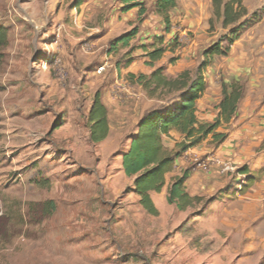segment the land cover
Wrapping results in <instances>:
<instances>
[{"label": "rangeland", "instance_id": "1", "mask_svg": "<svg viewBox=\"0 0 264 264\" xmlns=\"http://www.w3.org/2000/svg\"><path fill=\"white\" fill-rule=\"evenodd\" d=\"M79 1L0 0L8 32L0 50V264H29L43 251L52 255L46 264L60 262L58 253L64 264H264V0H242L248 15L228 28L213 0H178L167 34L157 0H141L142 22L138 10L122 11V0ZM134 28L130 45L115 49ZM158 34L163 43L151 47ZM160 47L164 56L150 66L148 53ZM145 62L171 79L208 62L217 108L223 85L243 88L236 115L217 129L225 141L210 136L182 154L162 192L151 193L158 216L122 171L139 120L178 96L151 97L129 78L126 68ZM98 91L110 135L92 143ZM186 171L185 188L198 200L180 210L168 191Z\"/></svg>", "mask_w": 264, "mask_h": 264}, {"label": "trees", "instance_id": "2", "mask_svg": "<svg viewBox=\"0 0 264 264\" xmlns=\"http://www.w3.org/2000/svg\"><path fill=\"white\" fill-rule=\"evenodd\" d=\"M83 0L78 2L82 4ZM123 11L128 12L134 8L139 9V22H142L147 9L141 0H122ZM178 0H157L156 13L163 19V33L167 34L172 29L171 12L177 7ZM214 15L223 20V26L228 28L236 25L248 15V10L242 0H213ZM139 33L138 28L118 37L114 43L115 49L119 46H129ZM164 34L154 37L155 47L163 43ZM237 35L231 40L234 42ZM8 45V32L5 27H0V50ZM144 47H147L144 45ZM165 48H157L148 53L152 60L149 65L162 59ZM174 60H172L173 62ZM208 62L202 64L193 73L184 71L177 78H168L164 67L156 68L149 76L130 74L129 78L138 83L151 97L162 93H178L177 102L171 108L162 107L147 112L139 120L135 131L128 137V148L122 152V169L126 177L134 182V191L140 197V205L153 216H158L159 211L154 203L151 193L162 192L166 184V176L175 167L176 160L190 149L202 146L203 143L213 137V142L221 144L227 138V134L218 133L217 129L224 123L231 122L238 111V106L243 98V88L238 83L230 88L223 85L222 100L218 106V118L213 123L201 124L198 122V100L207 91V81L204 70ZM102 92L98 91L94 96L93 106L89 115L90 141L100 143L110 133L108 121V109L104 105ZM56 122L54 130L60 128ZM172 131H177L183 136V140L176 144L175 150L165 145V138L170 137ZM189 178L188 172H184L173 180L168 191V202L176 205L178 209L185 210L191 207L197 197H192L185 188ZM52 203V202H50Z\"/></svg>", "mask_w": 264, "mask_h": 264}, {"label": "crops", "instance_id": "3", "mask_svg": "<svg viewBox=\"0 0 264 264\" xmlns=\"http://www.w3.org/2000/svg\"><path fill=\"white\" fill-rule=\"evenodd\" d=\"M121 4H122V11H123L124 4L123 3H121ZM134 10H138L137 13L139 14V9L138 8H134V9L128 11V12H125V13H127V14L129 13L130 14ZM147 65H148L147 62H145V64H143L144 69L143 70H139V71L134 69V68H132V66L127 67L126 68L127 70L126 69L125 70L128 73V75H130V74L137 75V73L150 75L155 69H153V68H151V67H149ZM220 93H221L220 92V87L214 86V84L212 82H210V84H207V91L198 100V103H197V107H198L197 117H198V122L199 123H201V124L213 123V122L216 121V119L218 118V114H219V109L217 108V102H216L217 99L216 98L218 97V95ZM177 101L178 100H177V97H176L172 103H169V104L167 103L166 104V106H167L166 108H168V109L171 108L172 106H174L176 104ZM109 126H110V124H109ZM109 135H110V133H109ZM108 137L105 140H107ZM182 140H183V136L179 132L172 131L170 137L165 138V145H166L167 148L172 150L173 148L176 147V144L181 142ZM129 143L130 142H128V144ZM122 171H123V169H122ZM124 175H125V173H124ZM36 257L37 258H41V264H46V263L50 262V259L52 258V255L48 254V252H46V251L41 252V255L40 254L36 255V253H34L30 259H33V258H35V259L32 262H29V264H39L38 263V259ZM58 259H61V261L59 262V260H58V263L56 262L57 264H64V255H62V254L60 255V253H58Z\"/></svg>", "mask_w": 264, "mask_h": 264}, {"label": "built area", "instance_id": "4", "mask_svg": "<svg viewBox=\"0 0 264 264\" xmlns=\"http://www.w3.org/2000/svg\"><path fill=\"white\" fill-rule=\"evenodd\" d=\"M104 70H105V67L102 66V67L99 69L98 73H102ZM221 166H224V167H223V171H225V172H227V173H230V172H233V171H234V168H233V166H231V165L221 164Z\"/></svg>", "mask_w": 264, "mask_h": 264}]
</instances>
